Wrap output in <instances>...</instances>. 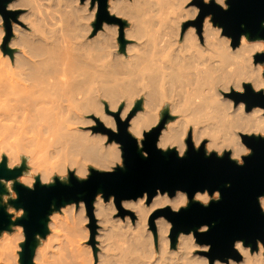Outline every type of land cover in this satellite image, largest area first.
<instances>
[{
	"label": "bare ground",
	"instance_id": "6f19581e",
	"mask_svg": "<svg viewBox=\"0 0 264 264\" xmlns=\"http://www.w3.org/2000/svg\"><path fill=\"white\" fill-rule=\"evenodd\" d=\"M16 1L23 0L9 2L8 8ZM187 1L130 0L122 6V0H109L112 11L127 16L132 23L125 28V35L135 41L128 42L124 50L115 41L117 24L104 22L95 35L85 37L72 48L65 42V35L59 34L60 28L51 27L50 34L35 43L28 30L14 24L15 37L10 45L19 49L9 53L0 48V155L8 151V164L12 165L22 152L28 153L32 169L21 176L23 182L31 184L36 168L43 167L46 178L54 170L64 172L65 161L78 165L79 175L87 173L88 163L112 169L121 162L118 143H105V133L80 127L96 121L95 116L105 125L116 127L113 114L100 108L103 96L144 95V110L136 112L129 125L130 132L138 138L157 124L162 107L170 109L176 118L161 131L160 147L175 146L183 153L190 133L195 147L206 141L209 151L221 154L230 150L237 159L249 152L240 133L264 135V108L246 110L244 102L235 103L226 93L243 90L244 82L264 89V64L254 61V54L264 50V39H248L243 34L240 44L234 47L232 38L209 16L203 21L201 33L198 20L181 31L182 22L198 13L197 7L190 10ZM215 1L225 7L224 0ZM1 27L0 42L4 34ZM127 110L122 111V118ZM90 114H94L93 118L88 117ZM194 197L203 202L210 198L207 191H197ZM147 199V195L124 199L121 206L134 210L138 218L134 224L128 213L121 224L119 219H112L114 208L100 194L96 197L95 212L105 226L99 236L101 242L110 232V236L117 234L121 240L125 233L132 238L131 244L122 245L123 249L119 241L107 247L100 243L98 264H208L206 256L192 251L202 247L195 242L192 231L181 232L176 248H172L167 235L170 220L162 215L154 217V238L146 227L158 207L170 205L178 209L185 205L186 192H157L149 203H145ZM260 201L264 208V196ZM110 203L113 206L112 200ZM206 228L203 225L200 230ZM63 237L55 229L38 246L39 264H95L90 254L84 257L64 248ZM107 238L111 240L109 235ZM235 245L242 260L230 258L226 263L216 259L214 264H264L261 242L255 251L241 239ZM204 246L209 248L210 244Z\"/></svg>",
	"mask_w": 264,
	"mask_h": 264
},
{
	"label": "water",
	"instance_id": "95a60500",
	"mask_svg": "<svg viewBox=\"0 0 264 264\" xmlns=\"http://www.w3.org/2000/svg\"><path fill=\"white\" fill-rule=\"evenodd\" d=\"M10 0H0V14L5 19L6 34L2 40L4 52L12 53L8 45L13 35L11 23L7 17L13 13L8 9ZM224 7L215 0H195L199 7L198 31L201 33L203 21L211 15L214 24L222 27V31L232 38V46L240 44L243 34L248 39H264V0H225ZM97 4L94 32L104 22H117L119 41L122 50L127 39L124 37L122 19L109 10V0H91ZM255 62L264 63V51L254 54ZM235 103L244 102L246 110L254 106L264 108V89H255L251 82L243 83V90H232L226 93ZM143 100H136L129 114L121 117L124 107L120 104L116 111L106 110L114 115L116 127L105 125L98 117H94L95 131L107 134L108 142L115 141L121 148L122 164L112 169L89 168L86 177H78L69 170L67 179L58 176L53 181L44 182L40 176L35 177L33 185L25 184L18 177L27 168L26 160L21 165L10 166L6 155L0 160V235L4 230L11 231L14 225H21L25 234L20 243V264H35L34 256L41 238L49 233L51 214L69 203L84 202L86 211L94 221L96 197L101 194L104 200L111 197L121 208L124 199H137L147 195V202L157 192L173 195L178 189L186 192V205L173 209L170 205L158 207L150 217V224L157 235L156 216H164L171 221L170 246L175 247L181 232H193L200 242L210 244L208 251L210 264L219 259L228 261L230 258L240 259L241 253L235 243L241 239L250 245L251 251L258 248V242L264 244V209L260 198L264 196V135L256 133H240L244 144L250 149L242 155V161L231 156L229 150L222 154L207 151L204 143L195 147L188 133L187 149L179 153L176 147L167 148L158 145L159 135L167 120L173 118L168 108L162 111V117L156 125L143 131L139 139L129 130L130 119L142 108ZM16 196L4 200L9 194L8 182ZM197 191H207L218 197H212L207 203L194 197ZM22 209L15 216L8 206ZM125 209L122 208V211ZM134 217V212L127 210ZM203 225L207 228L200 230ZM96 253V248L94 249Z\"/></svg>",
	"mask_w": 264,
	"mask_h": 264
},
{
	"label": "rangeland",
	"instance_id": "374dc122",
	"mask_svg": "<svg viewBox=\"0 0 264 264\" xmlns=\"http://www.w3.org/2000/svg\"><path fill=\"white\" fill-rule=\"evenodd\" d=\"M11 1H15V0H10L9 2H11ZM122 1H123L121 3L122 6H124L125 4H128L130 2V0H122ZM205 1H211V0H205ZM224 3H225V7H226L227 4H226L225 0H224ZM187 4H188V7L190 8L191 11H193L194 8L197 7L198 13L195 16V18L190 17V18H188L182 22L181 27H180L181 31L186 29L190 24L195 23L199 18V7L195 3V0H189V1H187ZM110 5L111 4L109 3V10L111 13H114L117 16H120L122 19L126 20V23L124 25V37L127 39V43L132 42V41L134 42L135 40H130L125 35V28L129 27L130 24H132L130 19L127 16L120 15V14L113 12ZM8 9H11V11H13V13L7 14V17L9 19L11 26H12V29H13L12 37L13 36L15 37L14 24L15 25L18 24L20 30H24V31L28 30L30 32L31 38L33 39V41L35 43H39L41 41V39L45 38L46 34H50V32H51L50 28L54 27V28H60L59 34L61 32L63 36L65 35L64 37H65V39H67L65 42L68 41L67 42L68 45L70 47H71V45H72V47H74L75 44L80 42V40H83L85 37L89 38V37L95 35L97 33V31L102 29V26H103L102 25L101 28H99V30L94 32V23L96 21V14H97V4L92 5L91 0H23L22 2L16 1V5L11 6ZM208 16L211 18V15H208ZM111 24H117V26H118L116 36H115V41L117 42L118 45H120V41L118 39L119 38L120 25L117 22H112ZM0 26H2L1 28L4 29V34H3L1 42H0L1 51H4L2 48V40H3L4 35L6 34V31H5V19L3 16H2V19L0 21ZM10 40L8 42V45L13 49V51L18 50L19 48L17 49V47L10 45ZM262 51H264V50H262ZM262 64H264V63H262ZM139 98H141L143 100L142 108L140 110H144V95H138L136 97L135 96H129V97H126V96H115V97L103 96L100 98V108L103 109L105 112H107L105 103H108L109 109L112 111H116L118 109V107L120 106V104H123L124 107H123L122 111L125 110V108H128L127 113L125 115V117H126L129 113V111L131 110V108L134 106L136 100H138ZM131 101H134L133 105L128 106L129 102H131ZM164 109H165V107H162L160 109L159 120L162 117V111ZM168 110H169L170 114H172L171 110L170 109H168ZM122 111H121V113H122ZM93 115L94 114H90L88 117L93 118ZM174 118H176L175 114H174L173 118H169L167 120L166 124L168 123V121H171ZM94 124H96V121L92 122L91 124L80 126V127L82 129L88 130L92 133H95V132L102 133L101 131H95L92 129L91 126ZM166 124H165V126H166ZM165 126H164V128H165ZM187 136H188V134H187ZM187 136H186V138H187ZM141 138H143V134H142ZM141 138H139V139H141ZM112 142H114V141H112ZM105 143H108L107 134H106ZM203 143H204V147H205L206 141H204ZM193 145H194V143H193ZM173 147H175V146H173ZM186 149H187V145H186ZM205 149L207 151H209L206 147H205ZM212 151L217 152V150H212ZM224 151H222L221 154ZM249 151H250V149H249ZM247 153H244V154H247ZM3 155L7 156V159L9 162V158H10L9 152L3 151L2 154L0 155V160L2 159ZM242 155L239 159H237V158H235V159H237L238 161H242ZM23 159L26 160L27 168L18 177V179L20 181H22L21 176L23 174L28 173L32 169V164H30V162L28 160L29 159L28 153L22 152L21 158H19L14 164L10 165L12 167L21 165ZM64 164H65L64 172L54 170L52 172V175H50L48 178H46L44 176V173L42 172L43 167H41L40 169L36 168L34 176L30 179L31 184H28L26 182H24V183L32 186L34 181H35V177L37 175H39L41 180L44 182L53 181L55 176H58L62 179H67V177L69 175V170H73L78 177H86L89 174V168L90 167L93 166L96 168H100V167H97L96 165H94L92 163H88L87 164V173L85 175H79L76 171L78 168V165L72 164L70 161H65ZM117 164H122V160L120 163H117ZM117 164H115V165H117ZM100 169H103V168H100ZM8 187H9V194L4 195L5 201H7V199L9 197L16 196V192L12 188V181L8 182ZM218 195L217 196L209 195L210 198L205 203H207L212 197H218ZM102 199L104 200L103 197H102ZM110 200H112L113 206L111 205ZM104 201L106 203H108L110 208H114V210H115L111 214L112 219L116 218V219L120 220L121 224H122V222L125 223L126 217H127L128 213H130L127 210H130V211L134 212V217H132L131 219H132V222H134V224H135L138 217H137L134 210L130 209L129 207H125L122 205L121 207L123 209H125L124 211H122L121 208L115 203V201L112 197L109 200H104ZM187 202H188V198H187ZM187 202H186V204H187ZM145 203H148L147 200L145 201ZM121 204H122V202H121ZM8 209L10 212H12L14 214V218L17 215L22 214V212H23L22 209H16L12 205H9ZM119 210H121V211L119 212ZM98 218H97L95 208H94V221L91 219V217L88 215V213L86 211L85 204L83 201L80 202L79 204H76V203L66 204L65 206H62L59 210H55L51 214L50 222H49V230L50 231L46 235V237L41 238L38 246H42L43 242L47 241L51 232L55 229H58L60 231V233L62 234V237L64 236L63 237L64 239L62 238V241L65 244L64 248L67 247V249L69 251H73L74 253L79 254L80 256L85 255L84 257H86L87 255L89 256V254H90V256H92V258H93L92 259L93 262L95 264H98L99 263L98 253H99V251L102 250L100 243L103 242L102 245L107 247V245H109L108 243H112V241L114 243H117V241H119L118 244H120L121 248H122V245L128 246L129 245L128 243H130L132 241L131 237H129V236H128L129 238L126 237L127 236L126 233L124 234L125 239H122L123 240L122 241L121 238L119 239V237H117L118 236L117 234H114V235L112 234L110 236V234H111V232H110L109 234H106V235L107 236L109 235V238L111 237L110 238L111 240L108 241L109 239L107 238V236H105L106 237V238L104 237L105 239L102 238V240H105V241L101 242V239L99 238V236L102 234L105 226L103 225V223L101 224L99 222ZM146 227H147V229L152 231L153 238H154V230L150 224V216H149L148 220L146 221ZM170 228H171V226H170ZM113 229H114V231H113ZM113 229H112V232L113 233L116 232L115 228H113ZM127 234L130 235L128 232H127ZM167 235L169 237V246H170V229H169ZM119 236L122 237V235H120V234H119ZM24 238H25V234L23 231V227L21 225H14L11 231L4 230L1 233V235H0V257H3V260H2V262H0V264H20V261H19V250H21L20 243L24 240ZM69 241L71 244L69 243ZM120 241L122 244L120 243ZM126 241H129V242H126ZM195 242L198 245H202V247L193 248V250H192L193 253H195L196 255H200V256L201 255L206 256L208 259V264H210L209 256L207 254L208 251L210 250V246H209V248H206L204 246V245L209 244V243L198 241L196 236H195ZM260 242L261 241L258 242V248L256 250L259 249ZM55 243H56V241H55ZM154 243H155V241H154ZM118 244H116V245H118ZM261 244L264 246V244L262 242H261ZM71 245H72V247H71ZM110 245L112 246V244H110ZM120 245H118V246L120 247ZM76 246H78V247H76ZM176 246H177V244H176ZM176 246L174 248H176ZM248 246L250 247V245H248ZM95 248L97 250L96 253L94 252ZM77 249L81 250V251L79 252ZM95 254H96V256H95ZM38 257L39 256H38V248H37L35 256H34L35 264H39V262H40V258H38ZM242 259H243V256L241 254V258L236 259V260L240 261ZM228 261H224V262L227 263ZM212 264H214V262Z\"/></svg>",
	"mask_w": 264,
	"mask_h": 264
}]
</instances>
